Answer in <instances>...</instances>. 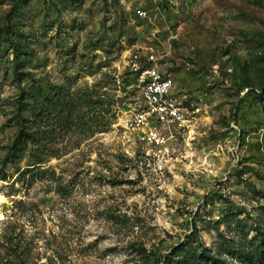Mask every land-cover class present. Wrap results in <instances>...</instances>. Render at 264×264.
<instances>
[{
	"label": "rangeland",
	"instance_id": "obj_1",
	"mask_svg": "<svg viewBox=\"0 0 264 264\" xmlns=\"http://www.w3.org/2000/svg\"><path fill=\"white\" fill-rule=\"evenodd\" d=\"M145 48L188 110L160 151L127 126L139 103L129 59ZM46 90L106 93L111 109L104 131L51 126L53 156L30 173L32 153L13 160L10 149ZM0 196V264H241L257 254L264 0H0Z\"/></svg>",
	"mask_w": 264,
	"mask_h": 264
},
{
	"label": "built area",
	"instance_id": "obj_2",
	"mask_svg": "<svg viewBox=\"0 0 264 264\" xmlns=\"http://www.w3.org/2000/svg\"><path fill=\"white\" fill-rule=\"evenodd\" d=\"M141 18L143 10L137 11ZM154 48L134 51L129 68L135 77L134 87L138 105L127 118V126L139 133L138 139L148 148L159 150L169 147L189 123L188 110L176 91V81L161 64Z\"/></svg>",
	"mask_w": 264,
	"mask_h": 264
},
{
	"label": "trees",
	"instance_id": "obj_3",
	"mask_svg": "<svg viewBox=\"0 0 264 264\" xmlns=\"http://www.w3.org/2000/svg\"><path fill=\"white\" fill-rule=\"evenodd\" d=\"M61 95L56 94L51 97L49 91H43L44 99L40 108L35 110L30 117H19V129L10 153L13 160H22L26 153H32L35 161L28 165L29 168L27 170L29 171L27 172L32 173L41 170L47 158L53 156V150L49 149L48 146L52 142L51 126L62 128L63 125L67 124V127H77L78 123V126H86L90 122H95L102 127L103 131L106 128V121L111 109V104L105 103V99L110 101L106 93L96 95L97 99L77 100H66ZM111 100H113V97H111ZM65 120L68 123H65ZM51 122L55 125H51ZM30 146H34L31 151ZM256 250L257 254L252 252L245 256L244 259L241 258L243 260L241 264H257L259 260L264 261V241L261 242Z\"/></svg>",
	"mask_w": 264,
	"mask_h": 264
},
{
	"label": "bare ground",
	"instance_id": "obj_4",
	"mask_svg": "<svg viewBox=\"0 0 264 264\" xmlns=\"http://www.w3.org/2000/svg\"><path fill=\"white\" fill-rule=\"evenodd\" d=\"M4 201H5V199L0 196V203H3Z\"/></svg>",
	"mask_w": 264,
	"mask_h": 264
}]
</instances>
